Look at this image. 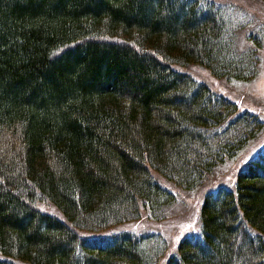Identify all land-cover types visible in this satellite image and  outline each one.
<instances>
[{"label": "trees", "instance_id": "16d2710c", "mask_svg": "<svg viewBox=\"0 0 264 264\" xmlns=\"http://www.w3.org/2000/svg\"><path fill=\"white\" fill-rule=\"evenodd\" d=\"M207 0H0V264H264V151L204 195L169 254L161 219L264 121L184 71L253 79L264 26ZM261 154L263 156H261ZM40 197L61 218L40 210ZM91 238V237H90Z\"/></svg>", "mask_w": 264, "mask_h": 264}, {"label": "rangeland", "instance_id": "374dc122", "mask_svg": "<svg viewBox=\"0 0 264 264\" xmlns=\"http://www.w3.org/2000/svg\"><path fill=\"white\" fill-rule=\"evenodd\" d=\"M208 1L228 9L233 5L239 6L241 10L244 9L254 18L253 22L257 21L264 26V0ZM248 14L245 15L248 16ZM260 54L259 70L253 79L247 81L226 80L225 78L215 77L209 70L200 65H191L182 69L199 81L206 82L213 90L233 100L240 110L251 111L264 121V46L260 49ZM262 151H264V127L261 133L250 141L237 157L219 165L208 177L205 185L201 187L191 190L182 189L154 173L160 184L176 195L175 202L166 208L164 216L161 219H154L149 216L147 210H143L137 220L122 223L109 230L101 231V233H88V242L105 244L125 231L134 233L157 232L167 239L168 252L172 254L181 238L190 234L197 237V232L200 229L199 212L204 195L219 187L232 188L239 170L251 157ZM261 156L263 155L261 154ZM34 205L42 211L61 218L56 206L39 196L35 198ZM17 263L27 264L19 261Z\"/></svg>", "mask_w": 264, "mask_h": 264}]
</instances>
